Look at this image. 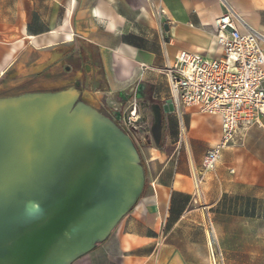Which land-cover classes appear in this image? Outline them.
I'll return each mask as SVG.
<instances>
[{
    "label": "crops",
    "instance_id": "obj_1",
    "mask_svg": "<svg viewBox=\"0 0 264 264\" xmlns=\"http://www.w3.org/2000/svg\"><path fill=\"white\" fill-rule=\"evenodd\" d=\"M226 7L241 32H264V0H0V79L78 76L94 53L106 94L161 107L171 98L163 68L179 50L218 55L212 22ZM83 99L93 104L90 92ZM176 113H162L161 146L142 152L145 186L89 264H210L208 221L223 264H264V146L253 126L200 174L220 118L183 106L176 132Z\"/></svg>",
    "mask_w": 264,
    "mask_h": 264
},
{
    "label": "water",
    "instance_id": "obj_2",
    "mask_svg": "<svg viewBox=\"0 0 264 264\" xmlns=\"http://www.w3.org/2000/svg\"><path fill=\"white\" fill-rule=\"evenodd\" d=\"M76 92L0 99V264H70L111 233L144 172L129 138ZM167 99L151 106L156 145Z\"/></svg>",
    "mask_w": 264,
    "mask_h": 264
},
{
    "label": "built area",
    "instance_id": "obj_3",
    "mask_svg": "<svg viewBox=\"0 0 264 264\" xmlns=\"http://www.w3.org/2000/svg\"><path fill=\"white\" fill-rule=\"evenodd\" d=\"M239 16L229 7L212 22L219 53L205 58L179 50L163 68L171 90V100L179 112L196 105L220 118V137L203 155L200 174L215 169L224 148L241 138L250 127L264 132V32L238 28ZM120 118V113H116ZM136 106L126 115L136 120ZM179 125L183 130V122ZM197 179V176L195 177ZM210 264H223L222 253L208 221Z\"/></svg>",
    "mask_w": 264,
    "mask_h": 264
},
{
    "label": "rangeland",
    "instance_id": "obj_4",
    "mask_svg": "<svg viewBox=\"0 0 264 264\" xmlns=\"http://www.w3.org/2000/svg\"><path fill=\"white\" fill-rule=\"evenodd\" d=\"M92 59L83 56L79 60V70L81 73L78 76L68 74L64 71L52 74L50 72H43L38 75L24 76L13 79V74L0 79V99L17 97L25 94H50L62 91L76 92V102H81L87 106L92 107L96 112L102 114L104 117L112 121L121 132H123L132 143L138 154V164L142 167L144 172V155L143 149L147 145L153 147L161 146V142L156 145L153 141L150 127L153 122V114L149 106V102L145 99L137 102L136 120L128 122L126 115L132 108L133 102L128 98L123 100L118 93H113L110 96L106 94V85L103 80V75L98 66L97 59L94 53ZM94 66V68H93ZM90 92L93 96V104L86 102L85 93ZM99 91L101 93H99ZM120 113V118L116 117V113ZM180 119L183 122V131L186 126V116L184 113L175 114L174 127L176 132L181 131L179 125ZM161 124L163 122L161 121ZM251 134L259 137V145L264 146V132L260 127L253 126ZM145 186V176H144ZM101 242L95 244L87 253L79 256L70 264H89L94 262L96 258V250Z\"/></svg>",
    "mask_w": 264,
    "mask_h": 264
},
{
    "label": "bare ground",
    "instance_id": "obj_5",
    "mask_svg": "<svg viewBox=\"0 0 264 264\" xmlns=\"http://www.w3.org/2000/svg\"><path fill=\"white\" fill-rule=\"evenodd\" d=\"M51 94V93H50ZM26 95V94H25ZM92 108V107H91ZM102 115V114H101Z\"/></svg>",
    "mask_w": 264,
    "mask_h": 264
}]
</instances>
